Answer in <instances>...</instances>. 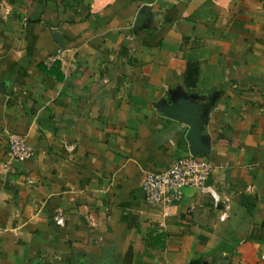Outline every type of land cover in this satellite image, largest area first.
I'll return each instance as SVG.
<instances>
[{"label":"crops","instance_id":"1","mask_svg":"<svg viewBox=\"0 0 264 264\" xmlns=\"http://www.w3.org/2000/svg\"><path fill=\"white\" fill-rule=\"evenodd\" d=\"M183 96L218 206L143 192L192 156ZM0 264H264V0H0Z\"/></svg>","mask_w":264,"mask_h":264},{"label":"built area","instance_id":"2","mask_svg":"<svg viewBox=\"0 0 264 264\" xmlns=\"http://www.w3.org/2000/svg\"><path fill=\"white\" fill-rule=\"evenodd\" d=\"M8 153L11 161L26 163L33 160L35 152L26 137L11 134L8 137ZM215 170L207 159L189 156L183 158L160 173H147L144 178L143 192L150 206L169 208L180 204L185 191L194 189L212 196L215 205L220 203L217 193L209 181ZM227 218V213L221 215V220ZM57 226H65V218L60 210L54 218Z\"/></svg>","mask_w":264,"mask_h":264},{"label":"water","instance_id":"3","mask_svg":"<svg viewBox=\"0 0 264 264\" xmlns=\"http://www.w3.org/2000/svg\"><path fill=\"white\" fill-rule=\"evenodd\" d=\"M160 110L167 118L189 127L187 141L191 144L192 156L203 159L209 157V148L202 134L205 125V110L202 106L183 96L173 98L169 104L164 103Z\"/></svg>","mask_w":264,"mask_h":264}]
</instances>
